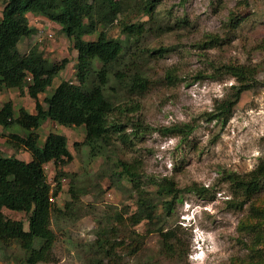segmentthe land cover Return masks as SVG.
<instances>
[{
    "label": "rangeland",
    "instance_id": "374dc122",
    "mask_svg": "<svg viewBox=\"0 0 264 264\" xmlns=\"http://www.w3.org/2000/svg\"><path fill=\"white\" fill-rule=\"evenodd\" d=\"M118 1L121 12L107 31L109 38H118L125 43L123 60L114 74L121 76V81L138 72L146 78L147 86L142 91H131L128 87L120 90L112 99L116 108L112 120L125 125L127 133L137 122L158 129L195 121L196 129L186 142L161 136L149 129L132 139L133 143L127 148L116 142L114 153H106L110 157L107 160L105 157H89L88 149L81 144L83 127L65 128L50 121L41 125L35 131L39 145L48 133L62 135L66 138L71 161L59 167L66 176L60 180L61 190L53 199L62 212L52 215L50 220V229L55 234L54 261L37 264H86L92 256L93 243L100 236L122 243L114 251L123 257L125 264H241L248 254L245 248L248 238L238 227L246 214V206L243 210L229 208L227 185L221 184L219 179L222 171L244 174L264 161V51L258 48L264 39V0H247V4L244 0H155L151 14L144 10L151 0ZM4 2L0 0V11ZM231 15L241 17L242 21L235 30L226 33L224 25ZM28 17V23L36 33L22 38L15 48L16 53L23 54L36 46L50 63L67 60L51 86L38 95L42 102L61 81L79 84L75 78L76 52L58 25L37 19V16ZM177 19H187L189 24L179 27ZM140 23L144 25L143 32L125 39L120 26ZM210 34L222 38L220 45L202 49L199 44ZM95 37L85 36L84 39L92 41ZM160 49L163 52L159 57L157 53H148ZM11 59H5L4 66H8ZM229 62L256 66L259 83L241 94L232 116L220 126L205 122L202 116L212 111L214 103L221 100L235 83L230 77H215L212 70L219 63ZM95 67L98 69L100 65ZM169 71L175 76L173 84L165 79ZM120 81L110 78L109 87L116 89ZM107 88L108 85L105 93L109 97ZM5 102H10L15 112L23 108L34 113V101L26 88L22 92L0 89V107ZM125 105L135 107L136 111L118 117L117 111ZM11 131L22 136L21 130L3 131L0 127L3 156L30 161L27 152L6 143V134ZM116 159L138 160L142 181L165 177L180 190L196 184L214 195L213 200H202L193 193L183 192L181 200L174 203L167 217L157 205L156 212L162 215L154 226L173 230L172 252H165L161 237L158 233H151L141 240L137 252L129 255L135 246L132 239L144 235L147 225L140 219L136 196L129 184L111 179L112 164ZM44 170L47 181L54 188L57 167L48 163ZM144 188L153 189L149 184ZM71 192L76 198L73 201ZM66 202H70L68 211L64 208ZM114 213L121 215L124 223H112ZM3 214L7 219L21 221L23 229L27 230V215L6 209ZM133 221L140 222L132 225ZM111 227L115 230L112 231ZM102 230L105 233L101 235ZM24 261L25 257L15 243L0 250V264H24Z\"/></svg>",
    "mask_w": 264,
    "mask_h": 264
},
{
    "label": "trees",
    "instance_id": "16d2710c",
    "mask_svg": "<svg viewBox=\"0 0 264 264\" xmlns=\"http://www.w3.org/2000/svg\"><path fill=\"white\" fill-rule=\"evenodd\" d=\"M154 2L155 0H151L146 5V13H152ZM244 3L247 4V0H244ZM120 12L118 0H5L3 3L0 12V89H17L22 92L26 88L28 96L34 101V113H29L23 108L15 112L10 102H5L0 107L2 130L22 131V136L15 131L6 134V143L14 149L24 150L31 158L25 162L14 157H4L0 151V250L15 243L25 257L24 264L54 261L52 247L55 234L50 229V220L52 215L57 216L62 212L53 199L61 190L60 180L66 176L59 167L71 161L64 136L48 133L42 145H39V136L35 131L41 125L50 121L65 128L83 127L84 139L81 144L88 149L89 157H105L107 160L110 157L106 156V153H114L116 142L127 148L133 143L132 139H137L149 129L161 136L176 137L179 142H186L196 129L195 121L158 129H151L137 122V125H131L133 130L127 133L125 125L112 120L116 112L112 99L120 90L128 87L131 91H142L147 86L146 78L138 72L121 81V76L114 74L123 60L125 43L118 38H109L107 31L116 22ZM28 14L40 16L58 25L76 52L75 78L79 84L61 81L42 102L39 101L38 95L45 93L51 86L67 60L63 59L59 64L50 63L36 46L23 54L16 53L15 48L19 41L36 33V29L28 23ZM176 21L179 27L189 24L187 19ZM241 21V17L237 15L228 17L224 25L226 33L235 30ZM120 27L121 33L126 36L125 39L133 34H141L144 29L142 23L124 24ZM91 35L96 36L94 40L84 39L85 36ZM221 41L222 38L210 34L199 46L202 49H210L220 45ZM258 48L264 51V39ZM162 52L161 49L148 51L150 55L157 53V57L161 56ZM8 57L12 59L8 66H4L3 62ZM96 64L100 65L98 69ZM262 65L264 66V59ZM215 67L212 68L215 77H230L235 83L229 87L221 100L214 103L213 110L205 113L202 118L205 122L224 126L232 116L241 94L259 83L258 71L256 66L232 62L219 63ZM110 78L120 81L116 89L109 87ZM165 79L173 84V72H167ZM107 85L109 97L105 93ZM135 111V107L125 105L120 107L116 114L119 117ZM48 163L57 167L54 188L47 181L44 170V165ZM112 168L111 179H114V182L125 181L129 184L131 192L136 196L135 204L141 212L140 219L147 225L144 235H136L135 239H132L135 246L129 251L130 256L137 252L143 242L141 240L151 233H158L161 237L160 242L165 252L173 251V230L154 226L162 215L161 212H156L157 205L162 207L165 212L163 214L167 217L170 216L174 203L181 200L180 195L183 192L193 193L202 200L214 198L207 188L196 184L180 190L172 180L165 177L142 181L141 163L136 159H116ZM220 174V183L227 185L230 195L226 200L229 208L243 210L246 206V214L238 227L248 238L245 243L248 254L241 264H264V161H260L251 171L244 174L229 171H222ZM147 184L152 186V191L144 188ZM75 199L74 193L71 192V200ZM64 208L68 211L70 202H66ZM4 209L27 215V230L23 229L21 221L7 219L3 214ZM111 219L112 223H124L118 213H114ZM140 221H133L132 225ZM110 229L114 231L115 227ZM103 231L101 235L105 233ZM131 235L130 233L129 236ZM121 246L120 241H111L108 237L96 238L92 256L86 264H125L123 257L116 255L114 251L115 247Z\"/></svg>",
    "mask_w": 264,
    "mask_h": 264
},
{
    "label": "crops",
    "instance_id": "0c3cea01",
    "mask_svg": "<svg viewBox=\"0 0 264 264\" xmlns=\"http://www.w3.org/2000/svg\"><path fill=\"white\" fill-rule=\"evenodd\" d=\"M28 15H31V14H28ZM28 15H27V17H28ZM29 18V17H28ZM43 19L42 17H40V16H37V19Z\"/></svg>",
    "mask_w": 264,
    "mask_h": 264
},
{
    "label": "built area",
    "instance_id": "2783aa9c",
    "mask_svg": "<svg viewBox=\"0 0 264 264\" xmlns=\"http://www.w3.org/2000/svg\"><path fill=\"white\" fill-rule=\"evenodd\" d=\"M51 36H52L51 34L48 35L49 38H51ZM27 81H29V78H27Z\"/></svg>",
    "mask_w": 264,
    "mask_h": 264
},
{
    "label": "clouds",
    "instance_id": "9594fccd",
    "mask_svg": "<svg viewBox=\"0 0 264 264\" xmlns=\"http://www.w3.org/2000/svg\"><path fill=\"white\" fill-rule=\"evenodd\" d=\"M1 12V11H0Z\"/></svg>",
    "mask_w": 264,
    "mask_h": 264
}]
</instances>
